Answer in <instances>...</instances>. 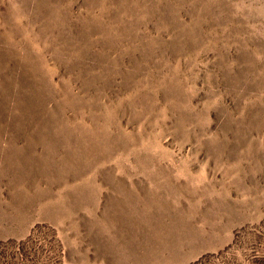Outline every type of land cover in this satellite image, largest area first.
Returning a JSON list of instances; mask_svg holds the SVG:
<instances>
[{
  "label": "rangeland",
  "instance_id": "obj_1",
  "mask_svg": "<svg viewBox=\"0 0 264 264\" xmlns=\"http://www.w3.org/2000/svg\"><path fill=\"white\" fill-rule=\"evenodd\" d=\"M0 264H264V0H0Z\"/></svg>",
  "mask_w": 264,
  "mask_h": 264
}]
</instances>
